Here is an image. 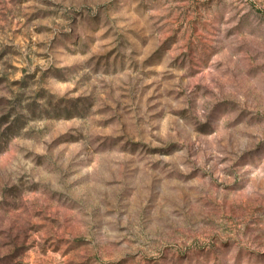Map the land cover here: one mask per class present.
Returning a JSON list of instances; mask_svg holds the SVG:
<instances>
[{"label":"rangeland","instance_id":"374dc122","mask_svg":"<svg viewBox=\"0 0 264 264\" xmlns=\"http://www.w3.org/2000/svg\"><path fill=\"white\" fill-rule=\"evenodd\" d=\"M0 264H264V0H0Z\"/></svg>","mask_w":264,"mask_h":264}]
</instances>
